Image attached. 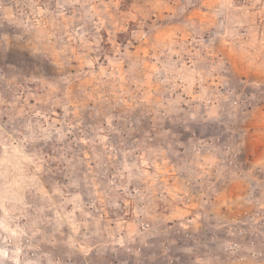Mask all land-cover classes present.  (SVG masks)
<instances>
[{
	"label": "rangeland",
	"instance_id": "1",
	"mask_svg": "<svg viewBox=\"0 0 264 264\" xmlns=\"http://www.w3.org/2000/svg\"><path fill=\"white\" fill-rule=\"evenodd\" d=\"M0 264H264V0H0Z\"/></svg>",
	"mask_w": 264,
	"mask_h": 264
}]
</instances>
